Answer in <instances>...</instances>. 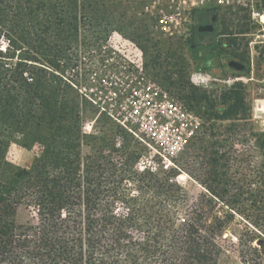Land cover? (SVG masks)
<instances>
[{
	"label": "trees",
	"instance_id": "1",
	"mask_svg": "<svg viewBox=\"0 0 264 264\" xmlns=\"http://www.w3.org/2000/svg\"><path fill=\"white\" fill-rule=\"evenodd\" d=\"M105 1H83L87 32L78 39L79 0H0V39L8 41L6 50H0V264H209L212 260L213 251L205 246L211 245L209 239L221 232L222 224L203 226L209 232L203 237L205 245L196 241L193 225L169 229L157 218L140 239L130 235L129 229L140 226L143 211L142 199H133L125 187L139 174L131 167L136 153L131 152V136L104 114L99 124L105 137L82 132V116L97 114L98 109L65 73L79 69L92 75L90 63L110 57L111 50H103L113 32L108 18L119 7ZM124 15H119L120 21ZM224 15L195 12L197 46L214 44L217 24L212 33L201 34L198 27L213 17L218 23ZM127 28L133 30L131 24ZM134 32L131 40L137 41L140 31ZM64 59L67 66L62 65ZM188 100L189 106L209 103L197 89L191 90ZM229 102L223 115L212 116L217 120L245 116L240 91L233 88ZM19 135L23 137L17 139ZM117 136L124 140L120 152L125 151L128 161L106 159L101 147H95V143L113 147ZM13 141L26 148L41 142L46 148L34 166L18 170L6 159ZM85 144H92L93 152L82 159ZM115 201L133 203L137 209L121 216L112 208ZM22 204L36 211L37 225L18 224L17 208ZM103 205L106 209L100 214Z\"/></svg>",
	"mask_w": 264,
	"mask_h": 264
},
{
	"label": "rangeland",
	"instance_id": "2",
	"mask_svg": "<svg viewBox=\"0 0 264 264\" xmlns=\"http://www.w3.org/2000/svg\"><path fill=\"white\" fill-rule=\"evenodd\" d=\"M83 1L79 0L78 39H83L87 32L86 20L83 19L85 10L81 9ZM108 2L119 7V12L108 18L112 26L110 29L113 30L107 42L110 53L115 58L112 63L117 66L122 64L118 49L125 50L130 43H135L143 52L144 75L191 107L200 116L202 123L200 131L187 149L175 158L177 168L166 172L157 166L156 175L150 169L145 170L149 172L148 175H139L145 171L139 172L135 168L145 148L133 137L130 138L131 152H136L132 154L134 157L131 167L134 173L139 174L127 181L125 187L133 199H142L140 205L143 211L138 218L140 226L129 229L128 233L135 239H140L153 218H157L169 229H184L193 225L197 231L196 241L203 244V237L209 233L203 226L214 227L222 224L221 232L209 239L211 245L205 246V249L210 248L213 251L209 264H264V124L254 120L251 115V102L258 92V81L262 79L264 63V49L258 48L253 68L254 81L250 80L252 66L249 42L256 27L242 11L228 10L224 13L226 16L223 14L221 18L219 33L223 36L219 38V44L231 47L224 58L238 61L245 66L243 71H238L218 57L210 46H197L195 26L182 35L153 33L151 20L135 15L138 10H135L134 2L105 1L106 4ZM121 13H125V20H119ZM129 24L133 30L127 28ZM134 29L140 31L136 34L139 38L137 41L131 40ZM38 59L43 63L39 56ZM91 63L92 75H85V70L79 69L75 72L68 69L65 73L66 77L75 81L87 93L91 91L88 89L91 83L97 85L94 81L96 73H109L108 69L101 68L98 59ZM62 65L67 66L68 60L64 59ZM124 77L129 78V75ZM86 79L91 80V83L85 82ZM233 88L245 97V112H242L245 116L215 119L212 114L223 115L227 111L230 91ZM193 89L207 97L209 103L203 101L199 106H189L187 101ZM102 126L103 124H99L97 134L93 136L105 137ZM22 137L19 135L17 139ZM92 147V144L82 147V159L91 155ZM95 147H101L103 156L116 163L129 159L125 151L108 152L112 147L105 148L99 143H95ZM45 148L41 142H33L26 148L13 141L6 159L12 168L28 170L41 157ZM171 175H182L181 183L172 181ZM104 205L100 214L106 209ZM112 208L121 216L137 209L133 203L121 201H115ZM17 220L23 227L35 226L38 216L33 208L22 204L17 208Z\"/></svg>",
	"mask_w": 264,
	"mask_h": 264
},
{
	"label": "built area",
	"instance_id": "3",
	"mask_svg": "<svg viewBox=\"0 0 264 264\" xmlns=\"http://www.w3.org/2000/svg\"><path fill=\"white\" fill-rule=\"evenodd\" d=\"M130 1L136 4L135 10H138L136 16H144L151 20L153 33L166 35L186 34L195 26L194 12L212 10L220 17L228 10L245 12L251 24L256 27V32L250 35L252 39L249 42L252 66L250 80L254 81L255 55L258 48L264 49V0ZM220 22L221 19L215 23L218 34L210 48L229 64L230 59L224 58V55L230 52L231 47L219 44V38L223 36L219 33V26H222ZM0 44L3 45L0 46V50L5 51L8 46L7 39L2 37ZM108 46V44L104 46L103 50L110 49ZM118 52L121 54L122 64L119 63L117 66L112 63L115 60L113 55L103 62L99 61L101 68L108 69L109 73L100 75L96 73L94 81L97 85L89 87L88 89H91L89 93L80 90L81 94L98 109L97 114L88 113L82 116V132L88 136L96 135L99 118L104 114L144 146L145 151L136 165V170L144 172L150 169L156 175L157 166H160L166 172H170L177 168L175 158L187 149L200 131L201 118L177 96L144 75L143 52L135 43H130L125 50L118 49ZM262 73V79L258 81L260 85L258 92L251 102V115L254 120L264 124V63ZM126 74L129 78L124 77ZM123 145V138L117 136L114 146L108 152L120 153ZM171 180L181 183L182 175Z\"/></svg>",
	"mask_w": 264,
	"mask_h": 264
},
{
	"label": "water",
	"instance_id": "4",
	"mask_svg": "<svg viewBox=\"0 0 264 264\" xmlns=\"http://www.w3.org/2000/svg\"><path fill=\"white\" fill-rule=\"evenodd\" d=\"M216 17H213L212 21L215 22ZM214 31V26L212 24L209 25H201L198 27V32L212 33ZM229 66L238 70L243 71L245 66L237 61H230Z\"/></svg>",
	"mask_w": 264,
	"mask_h": 264
},
{
	"label": "flooded vegetation",
	"instance_id": "5",
	"mask_svg": "<svg viewBox=\"0 0 264 264\" xmlns=\"http://www.w3.org/2000/svg\"><path fill=\"white\" fill-rule=\"evenodd\" d=\"M215 23H216V20H215V22L211 21V23H208V24H206V25L212 24V25L214 26ZM214 29H215V27H214ZM199 33L204 34L205 32H199Z\"/></svg>",
	"mask_w": 264,
	"mask_h": 264
}]
</instances>
